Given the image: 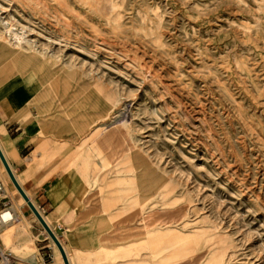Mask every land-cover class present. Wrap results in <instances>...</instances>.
<instances>
[{
    "label": "rangeland",
    "instance_id": "rangeland-1",
    "mask_svg": "<svg viewBox=\"0 0 264 264\" xmlns=\"http://www.w3.org/2000/svg\"><path fill=\"white\" fill-rule=\"evenodd\" d=\"M16 72L37 118L70 129L40 125L27 180L71 177L91 141L111 227L153 230L132 258L264 264V0H0V83ZM0 179L7 208L33 216ZM27 237L0 225L9 259L43 264L26 261L36 247L16 257Z\"/></svg>",
    "mask_w": 264,
    "mask_h": 264
},
{
    "label": "crops",
    "instance_id": "crops-1",
    "mask_svg": "<svg viewBox=\"0 0 264 264\" xmlns=\"http://www.w3.org/2000/svg\"><path fill=\"white\" fill-rule=\"evenodd\" d=\"M34 71L37 75H43L40 68H34ZM62 78L63 76L58 75L49 81V84L56 87L53 93L56 98L65 94L69 85ZM22 83L17 72L0 83V152L2 150L1 154L3 153L20 188L41 218L48 222V225L44 223L60 243L67 264H154L152 259L132 258L140 255L139 242H154L152 229H146L148 239H136L139 232L133 226L111 227L113 223L109 222L117 217L116 213L110 212L106 201L103 204L100 196L93 191L98 180L94 177L96 163L91 159L94 151L91 141L83 144L76 153L72 161L74 170L71 177L63 178V173L45 180L38 177L27 180L36 170L31 163L34 153L31 141L40 132V125L45 121L49 125L62 127L60 132L68 133L70 129L67 118L61 119L62 123L59 125L56 124L58 121L48 118L53 115L41 117L44 121L39 120L37 107ZM21 111L25 114L19 117ZM77 119L73 123L78 126ZM31 146L33 150L28 152ZM99 167L103 168L101 165ZM7 180L11 182L9 178ZM21 207L16 213L28 236L27 243L25 242L28 249H23L24 243H17L19 255L16 257L25 260L36 247L39 251L37 255L26 261L65 264L58 248L50 245L52 240L36 216H30ZM116 251H120L121 255ZM13 264L20 263L13 261Z\"/></svg>",
    "mask_w": 264,
    "mask_h": 264
},
{
    "label": "bare ground",
    "instance_id": "bare-ground-1",
    "mask_svg": "<svg viewBox=\"0 0 264 264\" xmlns=\"http://www.w3.org/2000/svg\"><path fill=\"white\" fill-rule=\"evenodd\" d=\"M5 35H7L8 37H10L13 41H15V42H19L20 41V38L18 37V36H16L15 34H12V32H11V30H8V31H5ZM6 36V37H7ZM13 43V42H12ZM7 45V44H6ZM16 45V44H15ZM25 49V48H24ZM49 58V57H48ZM128 123V122H127ZM127 125H129V124H127ZM126 126V125H125ZM122 127V126H121ZM127 136V135H126ZM1 149V148H0ZM1 152H2V150H1ZM2 155H3V153H2ZM3 157H4V155H3ZM4 159H5V157H4ZM6 161V160H5ZM0 162H1V159H0ZM7 163V162H6ZM10 169V168H9ZM4 171V172H3ZM11 171V170H10ZM6 174L7 173V171H6V168L4 167V165H3V163L1 162V166H0V174L3 176V174ZM12 173V172H11ZM7 175V178H9L10 179V181L12 182V184L14 185V183H13V181L11 180V178L9 177V175L8 174H6ZM13 175V174H12ZM14 177V176H13ZM14 180H15V178H14ZM16 181V180H15ZM3 183V182H2ZM17 183V182H16ZM18 184V183H17ZM3 186H4V184H3ZM19 186V185H18ZM14 187H15V189H16V193L17 194H19L20 195V198H21V200H22V202L24 203V204H26L27 205V202H26V200L23 198V196L20 194V192H19V190L17 189V187L14 185ZM20 187V186H19ZM25 194V193H24ZM1 195L2 196H4V197H6V198H8V196L6 195V192H5V186H4V188H3V192L1 193ZM26 196V195H25ZM27 197V196H26ZM28 198V197H27ZM30 201V200H29ZM31 203V202H30ZM32 204V203H31ZM33 205V204H32ZM42 220L48 225V222L44 219V218H42ZM19 221V219L17 218V213L13 210V209H11V207H9V208H7V209H5V210H3L1 213H0V225L2 226V227H4V226H10V225H12L14 222H18ZM0 251H2L1 249H0ZM3 252V251H2ZM0 264H13V260H11V259H9V258H7V260H4V261H0Z\"/></svg>",
    "mask_w": 264,
    "mask_h": 264
},
{
    "label": "water",
    "instance_id": "water-1",
    "mask_svg": "<svg viewBox=\"0 0 264 264\" xmlns=\"http://www.w3.org/2000/svg\"><path fill=\"white\" fill-rule=\"evenodd\" d=\"M0 159L1 162L3 163L4 167L6 168L7 174L9 175V177L11 178V180L13 181L14 185L17 187V189L19 190V192L21 193V195L24 197V199L26 200V202L28 203L29 208L31 209V211L33 212V214L36 216V218L39 220V222L42 224V226L44 227L46 233L48 234V236L51 238V240L53 241V243L56 245V247L58 248L63 261L65 264H67L66 261V257L65 254L62 250V247L60 245V243L58 242V240L56 239V237L53 235V233L50 231V229L48 228V226L44 223V221L42 220L40 214L37 212V210L34 208V206L30 203L29 199H27V197L25 196V194L21 191V189L19 188L18 184L16 183V181L14 180V177L3 157V155L0 152Z\"/></svg>",
    "mask_w": 264,
    "mask_h": 264
},
{
    "label": "built area",
    "instance_id": "built-area-1",
    "mask_svg": "<svg viewBox=\"0 0 264 264\" xmlns=\"http://www.w3.org/2000/svg\"><path fill=\"white\" fill-rule=\"evenodd\" d=\"M3 183H2V180L0 179V213L5 210L8 206L7 204V200L8 198L4 197L1 195V193L3 192ZM9 257V255H5L2 251H0V261H4V260H7V258Z\"/></svg>",
    "mask_w": 264,
    "mask_h": 264
}]
</instances>
